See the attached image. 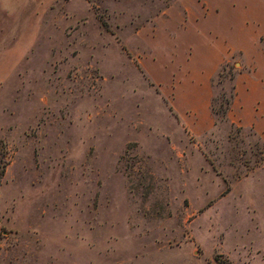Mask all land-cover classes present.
<instances>
[{"label": "rangeland", "instance_id": "374dc122", "mask_svg": "<svg viewBox=\"0 0 264 264\" xmlns=\"http://www.w3.org/2000/svg\"><path fill=\"white\" fill-rule=\"evenodd\" d=\"M194 8L0 0V264H264V126L224 111L264 0ZM223 57L194 137L171 103L199 109Z\"/></svg>", "mask_w": 264, "mask_h": 264}, {"label": "crops", "instance_id": "0c3cea01", "mask_svg": "<svg viewBox=\"0 0 264 264\" xmlns=\"http://www.w3.org/2000/svg\"><path fill=\"white\" fill-rule=\"evenodd\" d=\"M174 0V2L178 3L183 7V12L188 15L189 18H196L198 14L194 7L198 6L200 0ZM169 7L171 5H168ZM169 10H166L165 13H168ZM261 41V40H260ZM231 61L228 57H223L218 61V64L214 67V72L210 75V93L208 98L204 100V103L198 109L197 106H190L188 112H182V107L180 105H174L171 103L173 110L177 114L179 121L184 125L187 131L194 137H200L205 133L209 132L213 129L214 119L213 113L211 110V97H212V85L211 80L212 77L217 73L219 68ZM240 64V68L237 70L235 76V96L233 99V103L231 109L229 111L228 117L231 122L234 124H238L242 127L259 129L264 126V104L260 105L257 103L258 108L260 107V111L258 109H254V111H244L241 113H237L235 110L236 98L238 94L245 90L247 100L250 102L251 100L260 99L262 100V96L264 95L261 92L262 85V77L258 74V65L262 68L264 73V48L261 47V52L259 53V60L256 62L250 61L249 63L242 64L239 60H237ZM258 63V65L256 64ZM181 111V112H180Z\"/></svg>", "mask_w": 264, "mask_h": 264}, {"label": "trees", "instance_id": "16d2710c", "mask_svg": "<svg viewBox=\"0 0 264 264\" xmlns=\"http://www.w3.org/2000/svg\"><path fill=\"white\" fill-rule=\"evenodd\" d=\"M233 98H234V92H233V94L231 95V99L226 103L227 104V106H226V108H225V110L224 111H227V110H229V108H230V106H231V103H232V100H233Z\"/></svg>", "mask_w": 264, "mask_h": 264}]
</instances>
